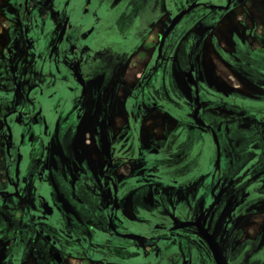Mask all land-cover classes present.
<instances>
[{"label":"flooded vegetation","instance_id":"obj_1","mask_svg":"<svg viewBox=\"0 0 264 264\" xmlns=\"http://www.w3.org/2000/svg\"><path fill=\"white\" fill-rule=\"evenodd\" d=\"M0 264H264V0H0Z\"/></svg>","mask_w":264,"mask_h":264},{"label":"rangeland","instance_id":"obj_2","mask_svg":"<svg viewBox=\"0 0 264 264\" xmlns=\"http://www.w3.org/2000/svg\"><path fill=\"white\" fill-rule=\"evenodd\" d=\"M208 142H209L208 144L211 145V147H212V149H213V147H214V145H213V144H214L213 141L209 139ZM211 147H210V148H211Z\"/></svg>","mask_w":264,"mask_h":264}]
</instances>
